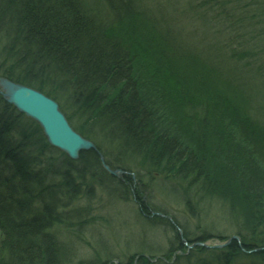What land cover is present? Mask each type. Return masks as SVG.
I'll use <instances>...</instances> for the list:
<instances>
[{"label":"trees","instance_id":"1","mask_svg":"<svg viewBox=\"0 0 264 264\" xmlns=\"http://www.w3.org/2000/svg\"><path fill=\"white\" fill-rule=\"evenodd\" d=\"M83 1L0 0V76L55 99L80 134L103 140L72 160L0 94V231L24 256L18 264L36 257L54 264L56 254H70L73 240H63V248L57 238L44 241L35 234L48 227L81 236L89 206L71 201L88 175L108 179L106 189L118 187L147 215L149 205L139 194L147 195L151 185L142 178L164 171L180 179L186 166L205 175L209 184L202 196L234 209L238 230L226 250L201 249L179 264H264V123L249 119L239 71L230 69L241 53L234 36L247 22L250 4L262 14L264 0ZM108 14L112 23L105 21ZM223 15L233 32L225 44L207 29L211 18L221 25ZM175 21L190 29L185 42L169 26ZM192 32L201 37L197 45ZM244 35L264 47L259 28ZM107 167L128 174L116 178ZM177 222L179 245L164 253L168 259L195 240L186 228L176 229ZM140 249L138 264H156L143 257L152 251ZM111 261L86 258L79 264Z\"/></svg>","mask_w":264,"mask_h":264},{"label":"rangeland","instance_id":"2","mask_svg":"<svg viewBox=\"0 0 264 264\" xmlns=\"http://www.w3.org/2000/svg\"><path fill=\"white\" fill-rule=\"evenodd\" d=\"M188 1L180 0V3H187ZM83 3L87 5L85 0ZM149 3L155 5L156 0H149ZM261 15L259 23H262V27L259 28V32L263 33V36L260 35V37L264 42V10ZM111 16L108 14L105 21L112 23L114 16L112 18ZM229 27L230 23H228V27L215 29L212 32V38L213 34H217L218 37L222 35V43L225 44L227 38L230 39L233 36V32H230L231 28ZM246 32L243 29L236 32L234 41H237L234 42V47H245L249 44L257 58L250 59L249 56L242 55L246 57L242 59L241 55L236 56L234 60H238L239 63L233 64L230 69L235 70L236 68L239 71V82H243L244 86L242 89L239 87V89L242 91L243 100L248 103L249 107H252L246 110L249 119L252 118L254 121L264 123V47L258 45L259 42L256 40L259 39H255L253 35L245 36ZM3 37V33L0 34V40L5 41V39H2ZM1 53L0 51V60H3L4 56ZM231 57L229 56L230 60L225 59L228 61L229 66L231 65ZM243 60L249 61L251 63L249 67L251 68L244 67ZM253 63L261 66L262 74H258L255 70L253 72L256 74L255 78L245 79L244 73L251 72V69L254 70ZM253 73L250 75H253ZM0 78L2 77L0 76ZM0 90H2L1 87ZM90 141L94 142L95 145L96 142H103V140L98 141L96 138L90 139ZM47 142L51 145L49 139H47ZM58 150L61 151L62 149ZM58 165H60V162L59 164L55 163L54 167ZM108 170L110 173H114L113 175L116 178L128 174V171L118 167H115L114 171ZM182 174L183 176L178 179L174 178L172 173L167 174L162 171L154 174L153 177L142 178L147 183L146 185H151L146 189L148 191L147 195L146 193L144 195L139 194L143 197L145 206L149 205L147 206L149 210L147 215L141 214V210L134 199L129 195L121 194L118 187L110 184L106 189L103 183L109 181L108 179L101 180L98 174L88 175L83 183H80V190L76 195L73 194L74 199L71 201L72 205L77 204L80 208L85 209L89 206V212L86 213L87 216L85 215L87 222H84V231L78 237L79 240L75 235L66 237V234L62 235L61 232L56 230H54L56 234L53 237L55 232L48 227H44L43 232L36 233L35 237L42 238L44 241L49 240V237L52 240L57 238V242L62 244L63 248V240L66 242L73 240L72 252L70 251L69 255L67 253L65 255V258L67 255L69 257L65 260L60 254H56L57 256H54L53 259L54 264H79L81 259L86 258L95 261L101 260L104 263L106 260H112L109 264H125L128 260L132 262L131 264H138L142 256L137 254L142 246L144 247L143 250L152 251V253L144 252L143 257L150 258L149 261L156 264L159 263H157L158 260L162 263L179 264V261L184 259V255H188L190 258H194L197 254L198 256L201 255V249H205V251H210L212 248L226 250L231 240L234 239L233 234H236L238 230L235 223L237 218L233 217L234 209L228 206V203H221L216 199H206L202 196L204 189H206L204 187L208 183L204 177L205 175H199L187 166L183 169ZM130 175L133 176L134 180L136 179L133 172ZM201 199H205V202H200ZM175 222H177L176 229L177 226L186 228L195 240L185 242L183 248L188 249V251L182 254L175 253L174 257L168 259L164 253L171 252L179 245L173 228ZM180 231L183 234V230ZM259 234V239L264 238V224L259 227ZM205 235L210 238L208 237L209 239L202 241L201 239ZM236 238H239V236ZM10 242L0 231V264H18L24 258L21 251L16 252L13 250ZM99 243L108 247L107 252L98 245ZM172 246H175V248L173 249ZM260 248H264V246ZM75 250H78L77 254ZM75 254L77 257H75ZM243 257L251 260L248 256L244 255ZM48 260L50 259L47 257V261L44 263L40 261V257H36L34 262L30 264H48L50 263ZM244 264L251 263L247 261Z\"/></svg>","mask_w":264,"mask_h":264},{"label":"water","instance_id":"3","mask_svg":"<svg viewBox=\"0 0 264 264\" xmlns=\"http://www.w3.org/2000/svg\"><path fill=\"white\" fill-rule=\"evenodd\" d=\"M4 97L20 111L37 120L50 143L77 159L81 151L95 148V144L76 132L69 124L59 104L31 87L0 78ZM108 168V167H107Z\"/></svg>","mask_w":264,"mask_h":264},{"label":"bare ground","instance_id":"4","mask_svg":"<svg viewBox=\"0 0 264 264\" xmlns=\"http://www.w3.org/2000/svg\"><path fill=\"white\" fill-rule=\"evenodd\" d=\"M251 5H253V4H250V11L251 12H250V14H248L247 22L243 23V25L240 26L241 29H243L245 31H252V30H254L256 28H261L262 27V23H259L261 21L260 12L256 11L253 8V6H251ZM111 18H112V16H111ZM223 18H224V22L221 25H219L218 22H216V20L214 18H211L210 22L207 23V27H209L207 29L208 30L211 29L213 31L215 29H221V28H224V27H228V24L225 23V20L226 19L228 20L229 18L227 16H224V15H223ZM105 20H106V18H105ZM169 26L173 27L175 29V33H176L177 37H179L182 42H185L186 35H185L184 31H187V30H190V29L187 28V26H184L183 24H181L180 21H175L172 24H169ZM189 35H190L192 40L194 39V43H196V45L201 41V39H200L201 37H198L197 33L192 32ZM184 45H185V43H184ZM243 48H246V49L243 51L242 50ZM235 49L237 50L236 52H241L242 55L249 56L250 59L257 58L256 55H255V52H253V49H251V46L249 44L247 46H245V47H235ZM207 52H205V54H207V56H209L210 59H213L214 56L212 55L211 51H207ZM241 53H240V55H241ZM244 58H246V57L244 56ZM240 62H241V59H240ZM243 62H244V64H243L244 67L251 68V67H249L250 64H251L249 61L243 60ZM237 63H239L238 60H236L235 64H237ZM253 64L255 66L254 70L252 71V69H251L250 70L251 72L244 73L245 74V76H244L245 79L255 78L256 74L253 73L255 70H257L258 74L259 73L262 74L261 66L260 65L258 66L256 63H253ZM243 70H245V69H243ZM251 73H253V75H250ZM249 108H252V107H249ZM65 117L68 120V122L70 123L68 117L67 116H65ZM91 149H93V148H91ZM103 158L105 159V156H103ZM112 171H114V170H112ZM111 174H114V173H111Z\"/></svg>","mask_w":264,"mask_h":264}]
</instances>
